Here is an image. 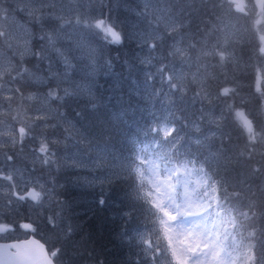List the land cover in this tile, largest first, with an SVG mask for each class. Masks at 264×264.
<instances>
[{"label":"snow or ice","instance_id":"1","mask_svg":"<svg viewBox=\"0 0 264 264\" xmlns=\"http://www.w3.org/2000/svg\"><path fill=\"white\" fill-rule=\"evenodd\" d=\"M257 9L264 16V0H142L136 15L147 28L126 30L109 0H0V240L19 229L55 237L42 236L47 248L35 239L0 244V264H75L77 244L90 238L64 215L51 178L61 167L88 171L80 179L99 187L100 207L105 184L128 185L125 218L147 221L133 237L135 264H264V90L255 86L250 109L236 75V25ZM125 43L147 47L140 63L155 69L136 91L151 88L175 110L153 113L142 138L117 153L104 137L124 113L99 115L92 84L73 74L94 78L104 50ZM82 96L89 107L76 111ZM190 109L192 118L176 115ZM69 142L78 150L62 164Z\"/></svg>","mask_w":264,"mask_h":264},{"label":"trees","instance_id":"2","mask_svg":"<svg viewBox=\"0 0 264 264\" xmlns=\"http://www.w3.org/2000/svg\"><path fill=\"white\" fill-rule=\"evenodd\" d=\"M141 6L142 0H109L113 18L121 22L126 30H130L132 26H136L138 30L147 28V24L143 22L142 18L136 15ZM158 6L163 7L164 5ZM92 43L96 42L93 40ZM248 44L249 42L245 45ZM249 50L252 52L254 48ZM253 55H256V63H261L264 60L257 52ZM147 56V47L141 50L135 43L109 46L97 60V71L94 78L84 79L80 74H73L75 81L92 84L99 115L107 119L113 113H124V122L119 123L110 135L104 137L115 146L117 153L125 146H131L137 133H140L142 138V131L147 127L148 121L152 119L153 113L158 116L167 115L169 109L175 110L167 96L149 95L152 91L151 88L148 91H136V88H143L145 73L155 71L154 67L140 63V58ZM106 59L111 61V68L104 64ZM236 75L239 77L237 83L240 85L241 95L249 101L248 107L254 109L259 99L255 92L257 74L254 71V66L252 65L249 71L245 69L237 71ZM152 83L157 89L161 87L156 81ZM53 106L56 107L55 104ZM71 107L76 111L84 112L89 107L87 98L82 96ZM61 111H68V109H61ZM192 111L194 109H190L187 113L176 111V115L181 117L187 115L192 118ZM210 127V125H205L204 130L207 131ZM233 139H236V133H233ZM68 148L70 151L78 150L71 145V142H69ZM63 149L61 148L58 153L62 164L64 161L61 156L65 157L66 152H69L65 149L62 151ZM191 150L195 151V146H191ZM127 154L125 151L124 155ZM69 163L71 162L69 161ZM109 163H111L110 157ZM106 171L107 169L98 170L95 174L100 175ZM85 176H88L87 170L61 167L58 172H52L51 177L57 185L56 191L59 193V199L66 204L64 215L67 221L73 225H80L82 235L90 238L87 243L77 244L80 252L75 257V264H135L137 257L134 253L137 248L133 237L136 236L137 228L141 231L144 230L147 221L143 215L139 214L135 216L134 220L125 218L124 213L128 211L129 203L126 198L128 185L105 184L104 188L108 193L109 202L104 207H100L96 203L100 189L99 187L83 186V181L80 178ZM35 236L43 242L45 239L42 236H45L49 242L55 240V237L48 235L46 230ZM73 239L80 241V235ZM46 245L49 247V244L46 243ZM69 252L71 253V249Z\"/></svg>","mask_w":264,"mask_h":264},{"label":"rangeland","instance_id":"3","mask_svg":"<svg viewBox=\"0 0 264 264\" xmlns=\"http://www.w3.org/2000/svg\"><path fill=\"white\" fill-rule=\"evenodd\" d=\"M241 22L236 25L237 28L240 29L239 35L242 37L241 39V47L237 49V56L239 60V69L238 72L245 69L250 70V67L254 66V71L257 74L256 86L258 85L261 89L264 90V60L261 63H256V52L259 53L264 59V54L259 52L260 47H264V41L261 40V37H264V16L259 15V9H257L256 17L251 20H240ZM92 42V41H91ZM248 45H245L248 43ZM252 44V45H251ZM251 48H254L252 52H249ZM259 57V56H258ZM257 57V58H258ZM62 71L61 66L56 65L55 71ZM259 70V71H258ZM67 87V85H64ZM54 107V106H53ZM69 152H66L65 157L71 155L75 152L76 149L69 150V148L65 149ZM64 151V149L62 150ZM64 161V155L61 156ZM71 162V161H70ZM69 163V161H68ZM27 215V213H26ZM33 218H35V213H33ZM28 222L25 219L21 221V223ZM25 230L19 229L16 231V239L26 238L29 235L24 234Z\"/></svg>","mask_w":264,"mask_h":264},{"label":"water","instance_id":"4","mask_svg":"<svg viewBox=\"0 0 264 264\" xmlns=\"http://www.w3.org/2000/svg\"><path fill=\"white\" fill-rule=\"evenodd\" d=\"M25 239H35V240H38L41 244H45V247L47 248L46 243L43 242L40 238L36 237L35 235H34V236L29 235V236L26 237V238L13 239V240H9V241L0 240V244H3V243H13V242H17L18 240H25Z\"/></svg>","mask_w":264,"mask_h":264}]
</instances>
